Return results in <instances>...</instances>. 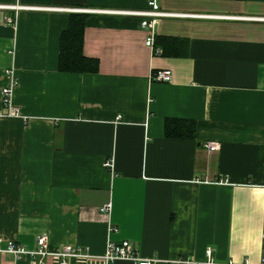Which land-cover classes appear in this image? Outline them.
I'll use <instances>...</instances> for the list:
<instances>
[{
  "label": "crops",
  "instance_id": "1",
  "mask_svg": "<svg viewBox=\"0 0 264 264\" xmlns=\"http://www.w3.org/2000/svg\"><path fill=\"white\" fill-rule=\"evenodd\" d=\"M19 1L97 9L85 11L82 50L98 66L58 68L61 32L71 12L83 11L22 9L9 22L14 10L0 8V235L26 248L41 235L53 251L88 247L90 256L71 264H135L103 260L107 242L122 239L155 264H190L172 261L204 259L208 247L218 261L258 262L264 20L209 14L264 16V0H158L162 9L201 15L159 17L157 52L140 16L111 10L145 8L147 0ZM165 36L185 41V54L163 52ZM158 68L171 69V79L154 80ZM8 70L20 115L2 104ZM167 118L193 120V136L166 135ZM208 140L218 147L207 149ZM0 264L31 258L0 252Z\"/></svg>",
  "mask_w": 264,
  "mask_h": 264
},
{
  "label": "built area",
  "instance_id": "2",
  "mask_svg": "<svg viewBox=\"0 0 264 264\" xmlns=\"http://www.w3.org/2000/svg\"><path fill=\"white\" fill-rule=\"evenodd\" d=\"M0 8L13 9V15H5L6 21L15 22L16 15L19 10L22 9H65L71 11H96L97 9L88 7H54V6H42L34 5L29 3H23L19 0L14 2H1ZM99 10V9H98ZM115 12H121L125 14H134L141 17L140 25L148 30V34L145 38V43L152 48L154 51H158L154 47L155 39V25L161 16H175L180 14H190V15H201L200 13H183L177 11H170L160 8L158 0H147L146 7L141 9H111ZM208 15V14H206ZM230 18H240V19H263L264 16H252V15H234V14H209ZM9 71V70H8ZM10 72L9 83L4 85L1 89V99L5 112L7 115H20L18 108L12 103V89L16 84V78ZM172 72L169 68H158L152 72L151 77L157 81H169L171 79ZM120 115L116 118L119 119ZM205 147L209 150L216 149L219 145L218 141L208 140L204 143ZM105 166L109 169L113 168V159L109 157L105 160ZM111 204L106 202L100 207L101 211L108 214L110 212ZM110 230H117V227L113 224L109 227ZM0 252H8L14 255L15 258L30 257L31 264H45V258L47 256H52L57 258V264H71L72 259L76 258H86L90 256L88 247L77 244H66L63 245L56 251L48 248L47 236L41 235L37 239V246L35 248H26L19 242L13 239H5L0 235ZM103 260L108 263L116 258H127L132 260L135 264H155L157 258L155 257H143L138 251L132 246L128 239H122L120 241H108L103 252ZM184 261L190 264H264V222L262 228V254L261 259L256 263H251L247 258L242 261H235L233 259H228L225 261H218L213 255V249L208 247L205 250V258L201 260H196L192 258H180L173 260Z\"/></svg>",
  "mask_w": 264,
  "mask_h": 264
},
{
  "label": "trees",
  "instance_id": "3",
  "mask_svg": "<svg viewBox=\"0 0 264 264\" xmlns=\"http://www.w3.org/2000/svg\"><path fill=\"white\" fill-rule=\"evenodd\" d=\"M87 15L85 12H71L69 15L68 26L62 30L60 35L58 55V68L60 70L82 72L97 69L98 59L84 54L82 50ZM155 41L158 42V35H156ZM160 44L163 52L185 54L186 42L176 37H161ZM194 130L195 123L193 120L167 118L164 121V133L166 135L193 136Z\"/></svg>",
  "mask_w": 264,
  "mask_h": 264
}]
</instances>
